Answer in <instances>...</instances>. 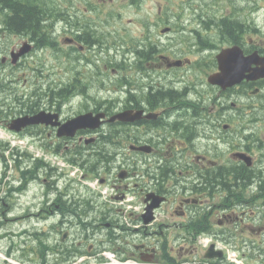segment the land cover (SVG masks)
I'll return each instance as SVG.
<instances>
[{
  "label": "flooded vegetation",
  "instance_id": "af4514ba",
  "mask_svg": "<svg viewBox=\"0 0 264 264\" xmlns=\"http://www.w3.org/2000/svg\"><path fill=\"white\" fill-rule=\"evenodd\" d=\"M5 1L0 262L35 264L40 234L47 256L75 247L83 263L111 248L125 261L264 264V33L238 15L251 5ZM113 3L142 15L95 6ZM232 48L223 67L242 74L227 86L218 56ZM88 113L91 126L64 134Z\"/></svg>",
  "mask_w": 264,
  "mask_h": 264
},
{
  "label": "rangeland",
  "instance_id": "374dc122",
  "mask_svg": "<svg viewBox=\"0 0 264 264\" xmlns=\"http://www.w3.org/2000/svg\"><path fill=\"white\" fill-rule=\"evenodd\" d=\"M63 2H74L76 3L77 0H61ZM197 1H203V2H207V4H203L204 7H207L208 9L212 10V12L209 10L210 13H214V14H218V13H222V12H228L229 6L227 5L226 2H228L227 0H197ZM245 2H248L251 6L250 7H246V4L243 5V8L240 9V11H238V15L242 16V17H253L256 18L255 22L258 23L260 25V31L264 33V0H243ZM91 3H93V0L90 1ZM118 3H113V4H106L103 5L101 4L100 6L95 5L96 7H108V8H114L116 9V14H120V16L123 17H129V18H134V17H140L142 15V10H138L136 11L134 8L127 10V11H123L120 8L117 7ZM89 5L86 4L85 7H88ZM251 22H253V20H251ZM264 39V37H261ZM52 60L54 61V63H56L55 58H52ZM50 158V156H48ZM58 162L61 163V161L59 160ZM79 233H81L80 230H78ZM86 234H90V231L86 232ZM66 256H69L70 254L68 252H65ZM53 257V256H52ZM51 256H47L46 259L49 260V263L52 262L53 260ZM51 260V261H50ZM17 263V262H16ZM243 264H254L253 262L249 261V259H245Z\"/></svg>",
  "mask_w": 264,
  "mask_h": 264
},
{
  "label": "water",
  "instance_id": "95a60500",
  "mask_svg": "<svg viewBox=\"0 0 264 264\" xmlns=\"http://www.w3.org/2000/svg\"><path fill=\"white\" fill-rule=\"evenodd\" d=\"M235 51H239L238 49H228L223 51L219 56H218V61H219V65H220V73H218L216 76H219V78H224L227 80L226 85L231 86L235 83L238 82V77L240 76V74H242L240 71H229L227 70L225 67H223L224 65V61L225 58L228 57L229 55L234 56L233 54H235ZM262 64V69L257 70L254 72V77H264V59L261 61ZM214 83L220 84L219 79H213L212 80ZM91 120L95 121L96 119L92 118V115L90 113L86 114V115H81L77 118H74L70 121H68L64 126L63 129L66 130V133L68 136H73L75 134V132L82 128V127H89L91 126ZM39 122V117H37V120H34V117L30 118V119H19L17 121H15L14 125L15 126L18 122H21V124L23 125H28L30 123L33 122Z\"/></svg>",
  "mask_w": 264,
  "mask_h": 264
},
{
  "label": "trees",
  "instance_id": "16d2710c",
  "mask_svg": "<svg viewBox=\"0 0 264 264\" xmlns=\"http://www.w3.org/2000/svg\"><path fill=\"white\" fill-rule=\"evenodd\" d=\"M6 3H10L9 0H6L5 1ZM13 11H14V18L20 23V24H24L25 20H21L20 19L18 20V16H17V13H19L17 11L16 8H13ZM24 12H22L21 15L24 16ZM35 20V19H34ZM34 20H29L28 22H26L27 24V27H34ZM42 236L40 234H38V237H37V260H36V263L35 264H70L74 261V259L76 258V254L73 253V250L74 252H79L77 251V248L73 247V248H69L67 247L65 250L64 248H59L58 250V253L55 255H53L55 258L52 262H45L44 259H45V256H47V253L49 251V248L46 246L44 240L41 238ZM65 252H68L70 255L69 256H66ZM59 257V258H58ZM0 264H3L0 262Z\"/></svg>",
  "mask_w": 264,
  "mask_h": 264
},
{
  "label": "bare ground",
  "instance_id": "6f19581e",
  "mask_svg": "<svg viewBox=\"0 0 264 264\" xmlns=\"http://www.w3.org/2000/svg\"><path fill=\"white\" fill-rule=\"evenodd\" d=\"M45 175H48V174H45ZM49 176H50V175H49ZM51 176H54V177H55L54 173H53ZM79 228H80V227H79ZM83 231H84V234H86V231H85V230H83ZM80 234H81V233H80ZM100 234L103 235V236H106V235H107L106 233H100ZM65 254H66V253H65ZM46 257H47V256H45L44 261H45V262H49V260H47ZM54 258H55V257L53 256L51 260H53ZM58 258H59V257H58ZM51 260H50V261H51Z\"/></svg>",
  "mask_w": 264,
  "mask_h": 264
}]
</instances>
